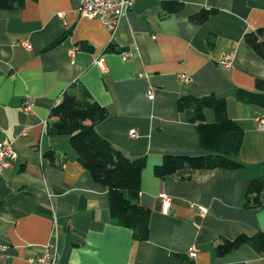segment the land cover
<instances>
[{
	"label": "crops",
	"instance_id": "0c3cea01",
	"mask_svg": "<svg viewBox=\"0 0 264 264\" xmlns=\"http://www.w3.org/2000/svg\"><path fill=\"white\" fill-rule=\"evenodd\" d=\"M17 1L0 8V141H12L18 154L0 177V264H31L48 244L58 264H264V253L248 244L216 254L225 239L264 234V191L260 207L246 206L252 181L264 179V131L257 130L264 108L239 95L264 80V58L245 41L264 31V0H139L115 35L83 16L76 0ZM166 2L182 8L169 12ZM203 9L214 14L203 24L192 21ZM229 54L231 69L222 63ZM80 88L108 111L98 134L128 158L146 161L139 200L152 211L146 241L112 218L109 189L93 181L69 137L48 133L53 107ZM212 94L226 100L242 127L241 150L232 156L242 167L156 177L166 156L207 154L179 102ZM205 114L215 122L212 110ZM162 192L172 199L168 214ZM192 246L199 249L195 260L188 257Z\"/></svg>",
	"mask_w": 264,
	"mask_h": 264
},
{
	"label": "trees",
	"instance_id": "16d2710c",
	"mask_svg": "<svg viewBox=\"0 0 264 264\" xmlns=\"http://www.w3.org/2000/svg\"><path fill=\"white\" fill-rule=\"evenodd\" d=\"M21 1L0 0V8L12 9ZM169 12H176L182 5L172 2L164 4ZM214 14L212 10L203 9L191 20L203 24ZM264 31L245 36V41L256 53L264 58V42L261 41ZM255 92L240 91L245 102L264 108V80L256 81ZM181 111L190 114L191 122L197 125L201 137V146L207 154L200 156H166L163 163L156 166L154 173L160 179H166L184 169L214 170L238 169L242 165L234 160L241 150L243 142L242 127L228 115L225 99L214 94L204 98L188 96L180 100ZM214 112L216 120L209 123L205 111ZM51 117L55 119L48 124L51 136H68L70 146L78 155V160L86 168L93 181L109 189L111 216L120 225L131 229L136 240L146 241L150 238L152 211L140 205L142 174L146 166L145 159H131L118 151L97 132V125L108 117L105 107L96 102L85 88L77 94L66 93L53 107ZM53 152L45 157L53 160ZM65 161V159H64ZM264 191V179H254L247 195V207H260L261 194ZM251 245L259 254L264 253V234L253 237L242 234L233 240L225 239L216 247L218 257H224L244 245Z\"/></svg>",
	"mask_w": 264,
	"mask_h": 264
},
{
	"label": "built area",
	"instance_id": "2783aa9c",
	"mask_svg": "<svg viewBox=\"0 0 264 264\" xmlns=\"http://www.w3.org/2000/svg\"><path fill=\"white\" fill-rule=\"evenodd\" d=\"M79 4V12L83 16H87L89 18H98L105 26V28L112 34L115 35L119 26V23L122 17L125 15L126 11L133 7V5L139 0H119V1H112V0H76ZM25 48L28 51L32 50V45L27 42L24 44ZM122 57L126 60L132 57L131 52H123ZM224 66L228 69H231L233 66L232 56L226 55L223 59ZM98 66L105 71L106 65L104 58H100L97 61ZM180 78L185 83H190L192 78L186 74L180 75ZM148 98L153 99L154 93L153 90L150 89L147 92ZM25 110L27 112H31L33 106L25 102L24 104ZM258 127L257 130L264 131V118H258ZM132 138L137 137V133L133 130L130 132ZM18 159V154L14 148V144L12 141L4 140L0 141V177L3 176L5 170H7L12 162ZM161 205H162V212L164 214H168L172 199L171 197L162 192L159 196ZM201 213H206L207 210L204 207L199 208ZM199 249L196 246H192L188 257L190 260H195L198 256ZM31 264H58V251L54 248L52 244H48L42 249V252L32 258L30 260Z\"/></svg>",
	"mask_w": 264,
	"mask_h": 264
}]
</instances>
